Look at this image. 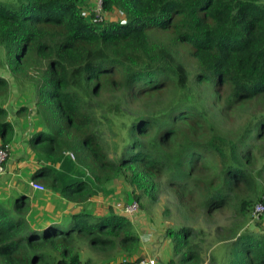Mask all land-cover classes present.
Masks as SVG:
<instances>
[{
	"label": "trees",
	"instance_id": "obj_1",
	"mask_svg": "<svg viewBox=\"0 0 264 264\" xmlns=\"http://www.w3.org/2000/svg\"><path fill=\"white\" fill-rule=\"evenodd\" d=\"M83 3L0 0L1 65L35 88L42 128L30 139L41 164L34 179L81 206L66 230V219L34 223L27 195L0 200V264H93L83 261L80 241L108 261L131 264L142 247L132 216L91 207L94 197L115 192L116 181L133 187L137 200H154L167 176L185 202L188 190L199 193L206 214L235 196L240 214L254 218L264 204L256 182L264 170V160L256 169L264 142V0H102V21ZM9 95L0 75L3 147L15 135L4 107ZM249 105L261 111L242 130L225 131L210 114ZM105 125L118 128L119 141L108 143ZM169 232L170 264L174 257L203 263L191 249L193 228ZM219 239L232 243L218 264H264V233Z\"/></svg>",
	"mask_w": 264,
	"mask_h": 264
},
{
	"label": "rangeland",
	"instance_id": "obj_2",
	"mask_svg": "<svg viewBox=\"0 0 264 264\" xmlns=\"http://www.w3.org/2000/svg\"><path fill=\"white\" fill-rule=\"evenodd\" d=\"M82 1L84 2V8H89L91 10L98 9L99 0ZM118 17H120V15H118L117 13H115V16L112 15L113 19H117ZM180 54L183 55L184 53L180 52ZM1 61L5 63L7 61L6 50L4 48H0V75L2 76L5 74V72H10V70L5 68L7 66H2ZM189 64L192 63L189 62ZM190 66L192 73H195L196 67L194 65ZM12 76V81H14L18 88L24 89L26 87L27 91H34L32 95L34 99H36L34 85L26 81L19 82L13 73ZM205 90L206 88L203 87L202 91L205 92ZM7 100L8 98L6 99V101ZM31 100L32 97L30 95L29 97H27L23 93L18 97V101L21 102V105H24ZM1 101L0 105L3 104ZM260 111V109L256 110L254 105H249L237 107L233 111H230V113L226 117H222L212 113L210 114L213 115V122L219 127L223 128V130L237 131L242 130L244 127H246L250 121L255 122V119H257L256 117L259 115ZM103 128L105 131L104 136L108 140V143L111 144L113 141H119L121 134H119V130L117 127H115L113 131L107 125H105ZM37 132L38 131L36 130L34 134H36ZM258 145L260 146V148L258 149L259 152L256 154L257 161L259 160L261 155L263 156L262 160L258 161L257 163V170L262 168L264 160V142L258 141ZM113 151L111 153H113ZM199 154H201V152L196 151V155ZM111 156L113 155L111 154ZM203 166L204 165L202 164L200 167ZM256 182L258 188L257 196L259 197L260 195H264V170L261 172V175L257 178ZM109 187L114 188L115 192L109 196L101 195L98 196V198L92 199L91 207L93 211L96 209H98V211L105 210L109 205L116 207L118 203L128 204L132 201L137 200L132 193V190L135 189H133V187H131L126 182L116 181ZM136 192L138 193V190ZM184 198L187 199L189 203L185 202L182 196L170 187L169 181L166 176L160 183V190L156 199L152 200L147 196H143L140 201L137 200L140 205L138 212L139 215L131 216L134 220L136 229L139 230L140 235L143 236L144 239H148L144 240V245L147 246L146 243H151L153 242V240L161 241V243L167 242L169 243L173 251L175 246L171 242L169 231L180 230L183 226L191 227L193 228V230H195L194 235L192 234V236H189V238L192 237L193 239V241L190 243L192 247L191 249L197 250V252L201 255L203 261H207L208 264H218V261L220 259L223 260L225 257V254L227 252V245L232 243L231 240L221 241L219 239L221 238V236L228 235L231 232H237V235L244 232H254L257 234L264 233V218L255 220L253 219V217L251 218L250 213L244 215V212L242 211V214H240V202L242 200L241 197L233 196V202L230 203V205H226L223 208L214 211L212 214H206V210L201 204L202 200H200L199 193L196 192L191 196V192L188 190V194L186 193V196ZM70 222L71 221L66 219V223L64 224L66 230L70 228ZM78 245L82 250L83 261L90 259L93 264H101L102 262H105V255L93 250L86 241H80ZM239 246L240 245L238 244L237 246H233L234 248L231 249L229 253V259L233 258L236 255L235 249ZM184 250H189V247H185ZM144 251L145 248L141 247V251L137 255L147 256ZM174 260L176 261V264H178V257H174Z\"/></svg>",
	"mask_w": 264,
	"mask_h": 264
},
{
	"label": "crops",
	"instance_id": "obj_3",
	"mask_svg": "<svg viewBox=\"0 0 264 264\" xmlns=\"http://www.w3.org/2000/svg\"><path fill=\"white\" fill-rule=\"evenodd\" d=\"M2 76L5 77L10 84V98H8L4 107L8 111V120L14 126L15 135L9 145V158L6 162L5 173L0 175V200L11 202L21 194L29 196L31 206L30 218L32 217L31 219L33 222L40 227H45L47 224L54 221L60 222L63 219H69L70 215L78 212L81 206L76 202L63 198L58 193L49 189L45 181L41 178L34 179V173L40 168L41 164L38 163L36 159L30 139L36 130L39 131L42 128L37 118L36 99H34L32 95L34 91L28 90L32 100L21 105V102L18 101L19 95L21 96L23 93L25 96L29 97L26 87L23 89L16 86L14 81H12L13 76L11 71L5 72ZM32 181L43 184L46 190L39 191L34 189L30 184ZM98 196L93 199L98 198ZM108 208L100 211L96 209L94 211L96 214L104 213ZM141 238L142 247L145 248V254L156 258V264H170L173 251L169 243H161V241L153 240L151 243L147 242L146 246L144 245V240L148 239H144L143 236H141ZM137 256L140 255H136V257ZM123 258L124 257H118L115 261L105 260L106 263L102 262L101 264H120ZM202 264L208 263L207 261H203Z\"/></svg>",
	"mask_w": 264,
	"mask_h": 264
},
{
	"label": "built area",
	"instance_id": "obj_4",
	"mask_svg": "<svg viewBox=\"0 0 264 264\" xmlns=\"http://www.w3.org/2000/svg\"><path fill=\"white\" fill-rule=\"evenodd\" d=\"M97 13V17L99 18L98 20L102 21L104 18H106L105 16H102V0H99V6L98 9L95 10ZM84 15L87 16L90 14L89 11L84 10L83 11ZM111 19L112 15L109 14ZM107 17V18H108ZM98 20H94V22L98 21ZM10 146L6 145L5 147H3V142L0 138V175L5 173L6 170V162L9 158V149ZM34 189L39 190V191H45L46 187L41 184V183H37L36 181H32L30 183ZM139 202L137 200L132 201L128 204H124V203H118L116 205V208L123 214H127L129 216L134 215L135 213H137L139 211ZM264 214V204L263 203H258L256 205L255 211H254V218L255 220H260L261 215ZM125 261V259H124ZM157 263V259L150 257V256H137V258L135 259H131V264H156Z\"/></svg>",
	"mask_w": 264,
	"mask_h": 264
}]
</instances>
